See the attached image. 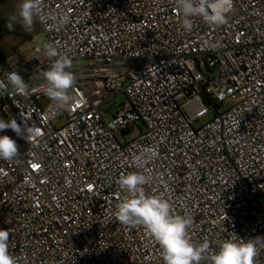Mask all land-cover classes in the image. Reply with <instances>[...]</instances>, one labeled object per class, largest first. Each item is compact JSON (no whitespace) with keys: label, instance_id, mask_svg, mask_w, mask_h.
<instances>
[{"label":"built area","instance_id":"built-area-1","mask_svg":"<svg viewBox=\"0 0 264 264\" xmlns=\"http://www.w3.org/2000/svg\"><path fill=\"white\" fill-rule=\"evenodd\" d=\"M42 8L70 22L35 17L45 49L0 63V118L21 127L0 132L20 150L0 160V229L18 264H163L147 229L115 215L119 177L145 169V193L192 216L188 235L209 244L207 256L221 239L264 236V0H233L224 25L193 17L190 32L174 0H42ZM49 44L89 63L71 66L67 108L42 88L55 59ZM9 72L27 94L12 91ZM120 95L107 120L104 106ZM27 128L35 134L26 139ZM131 132L139 135L127 140Z\"/></svg>","mask_w":264,"mask_h":264},{"label":"clouds","instance_id":"clouds-1","mask_svg":"<svg viewBox=\"0 0 264 264\" xmlns=\"http://www.w3.org/2000/svg\"><path fill=\"white\" fill-rule=\"evenodd\" d=\"M176 8L184 17L182 26L190 32L193 28V17H199L209 25H224L228 22V14L232 11L233 0H174ZM18 15L9 17L7 27L11 30L17 22L26 31L31 30L34 18L40 17L42 22H51L53 26L66 25L70 16L64 13H45L42 0H20L17 6ZM211 50L219 49V42L212 44ZM47 55L54 57L50 67L43 71L42 85L45 95L63 107H69L73 97L70 91L76 84L77 77L70 70L71 59L59 53L57 48L49 44ZM12 91L27 94L30 89L19 72L7 74ZM11 129L18 135L21 127L14 118L5 121L0 118V132ZM26 139L34 135L26 129ZM20 153L15 139L0 135V160L12 161ZM144 171H133L122 174L118 179L121 192L125 195L116 204V219L124 225H143L162 250L163 264H201L202 260H210V264H258L261 250H264V236H256L247 240L235 241L221 239L218 248L210 257L207 256L209 244L193 242L188 229L193 222L191 215L172 213V205L163 195H148L144 186L151 182V175ZM10 233L0 229V264H18L17 259L9 252Z\"/></svg>","mask_w":264,"mask_h":264},{"label":"rangeland","instance_id":"rangeland-1","mask_svg":"<svg viewBox=\"0 0 264 264\" xmlns=\"http://www.w3.org/2000/svg\"><path fill=\"white\" fill-rule=\"evenodd\" d=\"M20 3V0H8L7 2L0 4V27L4 29V32L6 33L1 41H0V47L5 54L6 58H11L15 56H20L23 59H31L33 55V48L35 46H40L42 49H45L47 42L45 39V36L41 33L40 27L37 23V21L34 18V23L31 30L26 31L24 27L21 26L19 22L15 23L13 25V28L10 30L7 27L9 17L12 15H18V4ZM17 32L18 34H14ZM24 33H31L34 36V41L29 44H22L23 38L20 36V34ZM15 48H17V51L14 52ZM18 54V55H15ZM73 66H87L89 63L87 61H77L72 62ZM125 101V96L120 95L115 100L109 102L104 106L105 118L107 120H110L113 117V114H115L119 110V106ZM213 116V113L210 114L206 119L202 121V123H205L207 120L211 119ZM144 129V127L142 126ZM139 134L137 132H131L128 133L126 136L127 140L136 138ZM122 142H124V137H119Z\"/></svg>","mask_w":264,"mask_h":264},{"label":"trees","instance_id":"trees-1","mask_svg":"<svg viewBox=\"0 0 264 264\" xmlns=\"http://www.w3.org/2000/svg\"><path fill=\"white\" fill-rule=\"evenodd\" d=\"M8 0H0V4H3L5 2H7ZM6 33L4 32V29L0 27V41L2 39V37L5 35ZM14 34H18L17 32H15ZM20 36L23 38L22 40V44H31L34 41V36L31 33H24L23 35L20 34ZM17 51V48H15L14 52ZM15 55H18L15 53ZM6 56L3 53L1 47H0V63L3 62L4 60H6Z\"/></svg>","mask_w":264,"mask_h":264}]
</instances>
